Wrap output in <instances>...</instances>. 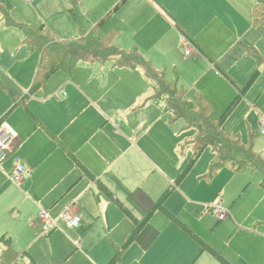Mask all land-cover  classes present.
Listing matches in <instances>:
<instances>
[{"label": "crops", "instance_id": "0c3cea01", "mask_svg": "<svg viewBox=\"0 0 264 264\" xmlns=\"http://www.w3.org/2000/svg\"><path fill=\"white\" fill-rule=\"evenodd\" d=\"M0 1L17 21L45 27L57 40L79 39L91 31L97 38L116 32L117 46L137 48L144 55L146 50L177 48L183 34L200 53L218 54L227 48L233 58L223 63L225 68L233 72L240 60L245 64L243 73H237V80L248 79L258 67L246 47H255L264 55L258 48L264 46V23L257 27L253 24L256 0H127L111 14L122 0H82L78 6L83 16L79 15L78 21L85 23L92 6L103 3L105 8L93 25L77 31L71 26L78 22L71 14L75 0ZM37 9L49 12L43 14ZM108 14L106 22L96 26ZM2 15L0 12V44L6 52H0V120L14 128L21 142L0 165V264H31V260L36 263L24 249L28 247L20 245L24 225H9L10 217L22 218L26 206L62 209L77 202L82 218L78 228L84 232L96 230L101 242L100 248L88 247L84 253L95 264L102 254L100 264H110L117 247L135 230L134 220L146 219L154 203L161 200L163 207L149 217L118 264H264V207L242 218L230 212L219 221L211 212V203L206 205L203 200L193 199L192 192L186 195L182 190L188 176L178 178L186 158H178L176 167L168 168V156L159 150L162 140L155 137L170 133V128H153L159 118L143 131L140 120H134L142 110L146 114L151 109L157 112L153 108L156 103L160 111L165 109L164 101L149 99L154 93L152 81L153 92L139 98H91L80 91L78 83L71 85L69 80L65 84L72 91L70 97L63 92V98H32L41 51L35 60L36 73L29 78L27 61L32 51L28 47L16 48L14 53L6 50L8 42L3 37L16 35L23 44L25 36L12 31ZM63 23L67 32L58 28ZM104 25L105 32L99 35ZM193 33L196 38L189 35ZM100 64L105 63L83 65L95 74L106 69ZM208 65L204 73H209ZM210 68L216 79L222 80L221 69ZM198 94L205 97L200 90L195 92L196 97ZM237 94L235 90L234 96ZM188 143L194 153L192 139ZM15 156L22 158L28 171L23 187L37 178H42V182L51 180L54 186L42 194L31 188L22 192V185L9 179ZM176 194L183 201L174 205ZM217 195L221 203L225 201ZM221 231L223 236H219ZM57 232L43 234L54 238Z\"/></svg>", "mask_w": 264, "mask_h": 264}, {"label": "rangeland", "instance_id": "374dc122", "mask_svg": "<svg viewBox=\"0 0 264 264\" xmlns=\"http://www.w3.org/2000/svg\"><path fill=\"white\" fill-rule=\"evenodd\" d=\"M87 14L89 17L85 18V23L80 20L75 22L72 30L87 29L93 25L101 16L100 10L105 8V4L97 5L95 8L90 7ZM43 14L49 12L48 9H37ZM36 11V10H35ZM83 14L80 13V16ZM12 19L16 20L12 15ZM65 23V22H64ZM60 25L58 28L63 32L66 31L67 25ZM6 24V23H5ZM7 25V24H6ZM11 25V24H10ZM7 25L14 32H22L17 26ZM104 27V28H103ZM102 32L99 30V35L105 32V25ZM8 29V30H10ZM0 34L3 33L0 31ZM17 34V33H15ZM191 37L196 38V33L189 34ZM8 42L7 51H14L17 49H27V45L21 44L22 40L17 38L16 35L3 37ZM190 39V38H189ZM191 40V39H190ZM192 41V40H191ZM197 49V54L191 57L184 56L182 52L180 41L177 48H164L146 50L143 55L148 61L150 60L153 66L158 71H163L165 77L169 81H173L178 76V88L188 92L190 100L195 101V92L200 90L204 93L205 97L213 106L212 117L219 120L226 112L228 107L232 104L233 100L237 97L234 96L235 90L237 93L248 83L249 79L237 80V73H243L245 64L240 60L236 69L233 72L224 67V62H229L233 58L232 51L227 48H222V52L214 54L210 52L208 55L199 52V48L192 41ZM244 45V44H243ZM259 50L264 53V46H258ZM182 49V50H181ZM5 51L0 44V52ZM6 52V51H5ZM142 52V51H141ZM1 56V54H0ZM39 57V51L33 50L29 52V60L27 61L30 72L29 78L33 77L36 73L35 60ZM187 57V58H186ZM115 58L110 59L105 64V70L96 72L95 74L83 65L84 62L75 66L72 73L64 71H56L48 78H40V85L38 88L31 92L32 98H63L61 95L66 92L68 96L72 91L65 84L66 81H71L69 84L76 85L78 83L81 92H86L91 98H139L142 94H151V81L146 79L142 68L133 70L132 68H124L120 66H112ZM256 62V61H255ZM208 65L209 73H204L205 65ZM81 64V65H80ZM112 66V68H110ZM220 70V78L212 73L211 68ZM98 67V66H95ZM101 67V66H99ZM236 74V75H235ZM90 81V82H89ZM76 83V84H75ZM230 98H228V94ZM239 94V93H238ZM240 99L227 116L223 124V131L227 135H239L241 141L245 144L253 142L254 150L259 154L264 155V134L260 132V122L264 120V65L260 67V74L253 80L246 91L240 92ZM145 96V98H146ZM234 97V98H232ZM81 98V97H76ZM162 101L164 97L161 98ZM157 104V103H156ZM154 104L150 113L142 110V114L135 115L136 122L140 120L142 130L154 124L156 119H159L153 128H170V133L159 134L155 137L160 142L159 150L161 153L168 156V168H175L180 160L178 158L185 157V164H182L180 173L185 167L189 165L191 156L193 154L192 146L188 141L193 139L196 135V129L185 128L183 119L170 121L168 111L164 112L161 108ZM160 105V104H159ZM161 107V106H160ZM19 111V109H18ZM169 114V115H168ZM215 157V153L211 148H207L200 158L188 170L187 175L183 178L185 185L182 190L185 194L190 195L193 199L203 200L206 205H211L221 202L217 194L221 195L225 201L222 205L225 209L229 210L231 214L235 212L239 218L244 217L248 213L260 211L264 207V186H260L263 181V176L259 171L247 168L240 172H234L231 163H224L214 171H211V162ZM166 167V166H165ZM179 173V174H180ZM42 178H37L33 182L22 185V192L28 188L33 191L43 193L48 191L54 184L51 180L49 182H42ZM16 184V183H14ZM17 185V184H16ZM26 186V187H25ZM163 199L165 196H162ZM183 201L181 197L176 194L174 196V205L177 202ZM157 202L154 203V205ZM80 206V205H79ZM65 207V206H64ZM63 207V208H64ZM44 207L26 206V211L21 219L9 218V225L18 224L23 226L21 238L19 239L20 245L28 247V254L34 257L37 264H95L94 260H88V256L84 253L88 247L94 249V246L100 248L101 242L96 230L90 229L83 231V228H69L61 219V210L58 207L47 209L49 216L53 220H58L59 227L57 234L54 238H49L43 234L42 230L36 225L39 217V209ZM212 214V213H211ZM213 215V214H212ZM214 217V215H213ZM215 218V217H214ZM216 220V218H215ZM217 221V220H216ZM29 224V227L25 225ZM207 221H204V226ZM85 233V235H84ZM224 231L219 232V236H223ZM84 236V237H83ZM219 240V237H213ZM83 240L80 247V241ZM102 249V248H101ZM102 254H100V257ZM100 257L95 259L97 264H100Z\"/></svg>", "mask_w": 264, "mask_h": 264}, {"label": "trees", "instance_id": "16d2710c", "mask_svg": "<svg viewBox=\"0 0 264 264\" xmlns=\"http://www.w3.org/2000/svg\"><path fill=\"white\" fill-rule=\"evenodd\" d=\"M127 0H122L113 11L118 10ZM0 12L7 25L17 26L24 34L23 44L33 51H41L39 68L35 81L31 88L34 91L40 85V78H48L56 71L62 70L71 73L75 66L83 62L106 63L115 58L112 66H120L138 70L142 68L147 79L155 84L154 93L149 99L162 101L164 97L165 112H169L170 121L183 119L185 128L194 127L197 130L196 136L192 139L194 153L189 165L179 175L178 180H182L188 170L200 158L207 148H211L215 157L211 162V171H214L224 163H231L234 172H240L247 168L259 171L263 176L261 185L264 186V155L254 150L253 142L243 143L239 135H227L223 131V124L227 116L231 113L241 95L240 92L246 91L253 80L260 74V67L264 65V55L255 47H246L258 63L257 69L251 75L248 83L239 91L232 104L219 120L212 117L213 106L202 95L198 94L196 101H192L187 96V91L178 88V76L173 81H169L163 71L154 68L137 48L123 49L114 42L116 32L106 33L105 36L97 38L94 31L84 33L79 39L57 40L53 33L45 27L32 26L19 22L11 18L8 9L0 1ZM71 14L79 20V6L74 2ZM108 14L96 26H102ZM264 23V0H256L253 8V24L260 26ZM163 207L162 200L157 202L148 213L146 219H135V230L127 241L117 247L110 264H118L125 250L136 240L139 233L145 227L149 217ZM132 215L129 211H126ZM9 239H7V242ZM10 248V245H7ZM31 264H36L31 260Z\"/></svg>", "mask_w": 264, "mask_h": 264}, {"label": "built area", "instance_id": "2783aa9c", "mask_svg": "<svg viewBox=\"0 0 264 264\" xmlns=\"http://www.w3.org/2000/svg\"><path fill=\"white\" fill-rule=\"evenodd\" d=\"M32 1V0H29ZM77 5H81L82 0H75ZM180 44L185 56L191 57L197 54V49L192 41L185 35H180ZM260 132L264 134V120L260 122ZM20 138L14 128L5 120H0V165H2L12 153L20 145ZM27 168L20 156H15L13 159V167L9 173V179L19 185L24 184L27 176ZM211 212L219 221L225 220L229 215V210L225 209L221 202L211 205ZM59 219L63 220L69 228H78L81 225L82 218L80 216V207L77 202L73 201L65 205L61 210ZM57 219L53 220L48 213V210L42 208L39 212V217L36 225L45 234H50L59 229Z\"/></svg>", "mask_w": 264, "mask_h": 264}]
</instances>
